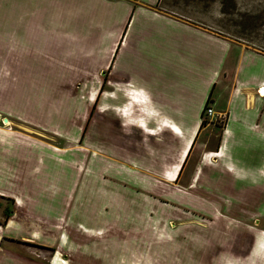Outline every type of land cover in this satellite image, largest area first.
Wrapping results in <instances>:
<instances>
[{"label": "rangeland", "instance_id": "374dc122", "mask_svg": "<svg viewBox=\"0 0 264 264\" xmlns=\"http://www.w3.org/2000/svg\"><path fill=\"white\" fill-rule=\"evenodd\" d=\"M212 1L162 0L160 5L179 11L184 10V3L211 5ZM214 1L221 5V13L217 12L212 26L264 52V0H226L230 6L234 2L237 5L227 14L222 12L223 0ZM15 8L16 0H8L9 33H31L34 26L49 36L61 32L31 19L21 21ZM104 29L88 38L90 46L100 43L99 33L108 31ZM45 40L35 37L34 42ZM50 40L57 44L49 41L53 54L44 56H17L16 41L11 38L10 48L0 49V125L29 132L40 142L58 148L71 145L78 166L73 163L69 174L56 164L45 166L40 178H46L48 168L55 173L54 181L37 182L32 177L22 183L0 184V240L8 251L20 260L49 264L57 250L50 241L57 233L44 232V238L39 239L32 238L28 230L18 233L16 228L3 234L1 226L11 218L25 223V212L31 211L26 205L18 209L15 193L35 196L34 207L40 209L47 208L53 199L60 203L62 196L56 194L73 189L74 195L82 191L86 198L81 210L73 206V212L59 218L70 227H64L67 230L61 237L86 257L84 264H264V183L228 179L224 167L206 166L214 164V159L206 160L209 146L204 147L197 162L199 169L191 171V151L173 180L185 143L181 148L175 139L151 136L153 149L146 150L139 145L144 137H116L113 128L117 126L111 119V112L116 111L111 102L116 89L108 84L110 69L100 77L104 81L101 87H82L81 71L70 72L56 61L66 41ZM82 46L74 47L83 62L99 57L95 46ZM38 48L42 51L43 44ZM65 75L71 82L64 86ZM69 112H73L72 118ZM5 117L11 120L5 122L8 125L3 122ZM127 138L132 142L127 145L130 152ZM83 151L86 162L80 159ZM251 168L255 167L248 170ZM83 169L86 182L75 184L74 173L82 174ZM192 175L200 182H193ZM210 175L221 176L222 182L208 183ZM60 254L62 259L68 258L71 251Z\"/></svg>", "mask_w": 264, "mask_h": 264}, {"label": "crops", "instance_id": "0c3cea01", "mask_svg": "<svg viewBox=\"0 0 264 264\" xmlns=\"http://www.w3.org/2000/svg\"><path fill=\"white\" fill-rule=\"evenodd\" d=\"M161 1L16 0V18L61 30L49 36L40 33L36 26L31 33H9L8 0H0V49L10 48L11 38L16 41L17 56H44L53 54L50 39L64 40V50L56 61L70 72L81 71L82 87H101L104 81L100 77L110 69L108 84L116 89L111 99L116 107L111 112L112 124L117 126L113 134L144 137L139 145L143 144L146 150L153 149L149 143L151 136L164 137L166 141L170 137L181 148L185 143L173 180L180 175L191 151V171L199 169L197 162L201 161L204 147L209 146L206 160L214 159V164L206 166L224 167L230 175L228 179L264 183V96L258 93L264 87V52L212 26L217 12L221 13V5L217 6L214 0L211 5L184 3V10L179 11L161 6ZM104 28L108 31H104L105 35L100 32V43L94 45L99 57L83 62L76 56L74 46L94 47L87 42L88 38ZM35 37L48 40L35 44ZM64 82L65 86L71 78L66 76ZM127 95L134 98L124 100ZM210 96L214 113L207 115L205 105ZM97 97L98 94L95 100ZM72 117L73 112H69V118ZM22 119L26 121L25 116ZM7 127L0 125V184L22 183L32 177L37 182L54 181L55 173L48 168L46 178H40L45 166L56 164L67 174L73 163L78 166L71 145L58 148L40 142L29 132ZM131 143L127 138L128 151ZM83 152L80 159L86 162ZM249 167L255 168L248 170ZM83 174L84 169L82 174L74 173L75 184L86 182ZM220 178L210 175L207 182L217 184L222 182ZM192 181L200 182L194 175ZM73 192V189L58 192L56 195L62 196L60 203L53 199L47 208L40 206V209L34 207L35 196L15 193L18 209L26 205L31 211L25 212V223L11 218L1 226L2 233L16 228L18 233L28 230L32 238L43 239L44 232L52 231L57 234L52 235L54 241L50 243L57 250L49 264L86 263V257L73 250L70 240L61 237L62 231L70 227L59 218L72 211L73 206L77 211L84 206L85 193ZM67 249L71 254L63 262L60 251ZM100 253L102 257V249ZM38 261L20 260L0 240V264H41Z\"/></svg>", "mask_w": 264, "mask_h": 264}, {"label": "trees", "instance_id": "16d2710c", "mask_svg": "<svg viewBox=\"0 0 264 264\" xmlns=\"http://www.w3.org/2000/svg\"><path fill=\"white\" fill-rule=\"evenodd\" d=\"M230 8H233V9L235 10V9L237 8L236 3L234 2L233 6H230L226 0H223V1H222V12H223L224 14L231 13V12H230ZM245 15H246V14H244V16H245ZM210 101H211V96L208 98L205 107L210 103ZM203 123H204V122H203Z\"/></svg>", "mask_w": 264, "mask_h": 264}, {"label": "built area", "instance_id": "2783aa9c", "mask_svg": "<svg viewBox=\"0 0 264 264\" xmlns=\"http://www.w3.org/2000/svg\"><path fill=\"white\" fill-rule=\"evenodd\" d=\"M260 90V89H259ZM258 90V93L260 96H262L261 92ZM207 115H212L214 113V109L212 106H209L207 109H206V112H205Z\"/></svg>", "mask_w": 264, "mask_h": 264}, {"label": "bare ground", "instance_id": "6f19581e", "mask_svg": "<svg viewBox=\"0 0 264 264\" xmlns=\"http://www.w3.org/2000/svg\"><path fill=\"white\" fill-rule=\"evenodd\" d=\"M260 90V92H261V94H262V96H264V87H261V88H259ZM1 116V115H0ZM3 120L5 121V118H3ZM8 122H9V118H8V120H7ZM7 121H5V122H7Z\"/></svg>", "mask_w": 264, "mask_h": 264}, {"label": "water", "instance_id": "95a60500", "mask_svg": "<svg viewBox=\"0 0 264 264\" xmlns=\"http://www.w3.org/2000/svg\"><path fill=\"white\" fill-rule=\"evenodd\" d=\"M1 117V116H0ZM8 120V118L7 117H5V121H7Z\"/></svg>", "mask_w": 264, "mask_h": 264}]
</instances>
